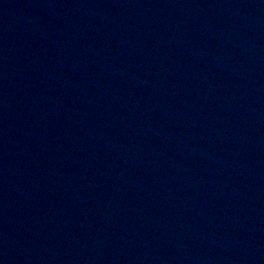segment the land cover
Returning <instances> with one entry per match:
<instances>
[{"label": "water", "instance_id": "obj_1", "mask_svg": "<svg viewBox=\"0 0 264 264\" xmlns=\"http://www.w3.org/2000/svg\"><path fill=\"white\" fill-rule=\"evenodd\" d=\"M121 264H264V0H106Z\"/></svg>", "mask_w": 264, "mask_h": 264}]
</instances>
